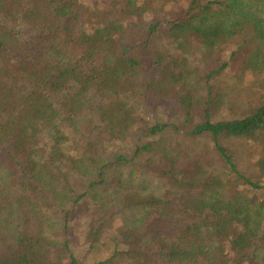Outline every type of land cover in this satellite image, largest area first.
<instances>
[{
  "label": "trees",
  "instance_id": "obj_1",
  "mask_svg": "<svg viewBox=\"0 0 264 264\" xmlns=\"http://www.w3.org/2000/svg\"><path fill=\"white\" fill-rule=\"evenodd\" d=\"M150 1L0 0V264H264V0Z\"/></svg>",
  "mask_w": 264,
  "mask_h": 264
},
{
  "label": "rangeland",
  "instance_id": "obj_2",
  "mask_svg": "<svg viewBox=\"0 0 264 264\" xmlns=\"http://www.w3.org/2000/svg\"><path fill=\"white\" fill-rule=\"evenodd\" d=\"M139 1V5H143V2L146 0H137ZM187 0H175V2L171 3V0H151L148 4L149 7H145L144 10L139 12L136 10L135 15H128L124 17V25L127 31V35L124 37L123 42L127 45L132 43V39H135L136 45H138V41L143 33H145L152 22L163 20L165 17L163 15L168 14L167 8L163 7L164 5H169L171 3V7L174 11L180 10L186 4ZM142 3V4H141ZM137 5V6H139ZM166 5V6H167ZM139 12V13H138ZM138 13V14H137ZM167 24L163 26L166 28ZM233 48L232 44H226L225 46H220V50H218L215 54V58L220 60H225L227 58L228 53ZM230 71V72H229ZM225 72L222 78H220V84L224 89L225 93L227 94L226 99H232L235 96L243 97L249 92L252 91L254 85V79L257 77L256 75L252 74L248 70L242 69L238 72L239 78H234L232 75L235 73L234 69ZM156 74V73H155ZM175 95L172 96L171 99L162 100V103L159 104V107L156 108V111H151L153 115H158V117H154L152 114L150 116L152 119L161 120L164 122L169 121L170 123H178L180 120V116L177 115L176 117L170 116L168 114L169 107H172V104L175 100ZM226 114V112H225ZM140 140V135L138 132H133L130 137L127 138L126 141V150L125 154H128L131 151L132 146ZM111 159V158H110ZM242 165H246V163H242ZM57 216V215H56ZM59 217H55L54 224L55 226L58 225ZM83 220H78L76 224H74L71 228L70 232V244L72 247V251L76 258H78L82 263L90 264L98 259L105 257L107 253H110V248L105 247L103 251H97L95 253H90L91 255L86 254V245L84 242V229L83 225H81ZM104 252V254L102 253Z\"/></svg>",
  "mask_w": 264,
  "mask_h": 264
}]
</instances>
